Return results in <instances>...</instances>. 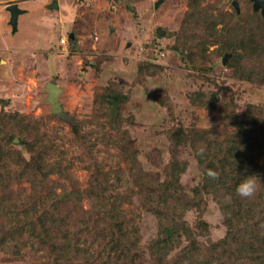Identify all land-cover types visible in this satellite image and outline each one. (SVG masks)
<instances>
[{
	"label": "rangeland",
	"instance_id": "rangeland-1",
	"mask_svg": "<svg viewBox=\"0 0 264 264\" xmlns=\"http://www.w3.org/2000/svg\"><path fill=\"white\" fill-rule=\"evenodd\" d=\"M234 1L0 0V229L12 234L0 264H149L160 234L153 207L167 210L169 227L184 228L171 264H203L210 254L213 264H240L251 226L220 245L229 231L220 201L241 179L229 175L231 157L224 165L209 159L228 150L239 122L264 123V19L254 0H238L240 13ZM12 4L23 11L16 30ZM254 65L256 76L248 73ZM48 84L59 90V112ZM112 95L121 100L114 116ZM42 160L57 172L41 175L33 162ZM98 186L122 197L136 244L111 240L109 220L86 228ZM160 195L167 206L152 205ZM259 196L244 206L256 207ZM62 215L72 230L80 222L90 232L70 231L87 249L68 262L29 234L44 241Z\"/></svg>",
	"mask_w": 264,
	"mask_h": 264
},
{
	"label": "trees",
	"instance_id": "trees-1",
	"mask_svg": "<svg viewBox=\"0 0 264 264\" xmlns=\"http://www.w3.org/2000/svg\"><path fill=\"white\" fill-rule=\"evenodd\" d=\"M260 14L264 19L262 11ZM257 16H259V14H257ZM224 47L226 48V51L234 53L231 58V60L234 61L230 62L239 63L238 55L233 50V47L227 45L226 43H224ZM255 63L259 64L257 61ZM256 66L254 65L253 71L250 70L251 72L248 73H253V76H256ZM110 98L116 99L112 100V105L114 101H121L117 96L112 95ZM238 125L240 126L241 130L239 136H242L240 138L238 136L236 140H232V142L228 143V150H222L219 153L213 152V154H211V159L209 160L211 162L224 165L229 162L231 157L235 161L236 166L234 172L232 171L229 175L231 178H235L236 180L243 179V177L247 175H256L257 183L259 185L258 191L256 193H260L262 195L258 197L260 198L261 203L256 207L251 205L253 208L251 206L246 207L244 206V201L247 198L240 197L237 195L236 190H230V188L227 187V190L225 191V194L227 195L226 199H224L223 202L220 201V203L222 205V211L226 217L229 231L225 241L221 242L220 245L226 246L230 244L231 241H236V235H238L237 229H240L241 225L251 226V229L245 234L246 236L240 238L241 245L239 247L240 250H238V260L240 264H264V201L262 199L264 194V123L253 120L251 122H239ZM248 127L252 128V133L250 135H247L249 132L248 129H250ZM75 137L81 139L83 136L78 133V135H75ZM201 155L202 154L199 153V156ZM202 157L203 159H207L206 156ZM33 160H36V158ZM33 163L35 164L37 171L43 176H47V174L51 172H57L54 170V168H52L50 172H47L45 165L48 163L46 160ZM57 169L58 174L65 173L61 168ZM98 187L100 188H96L91 192L97 198L95 199V203H93L95 214L94 218L91 217V221L89 222L91 225H87L86 228L89 226L87 229L92 228L94 230L109 220L114 227L112 228L113 231L110 233L111 240H113L119 246L130 247L131 245L136 244L137 241H134L135 236H130L129 232L137 231V227L126 224V220L121 217L122 197L117 196L114 198L113 193H108V187ZM229 197H232L233 202H229ZM167 202L168 199L167 197H164V195H160L156 200L152 199V205L162 204L167 206ZM152 209L154 212L153 214L160 221V234L155 240H153L150 247L148 248L151 258V260H149V264H162V262L171 264L169 253L173 249L174 244L180 241V236L184 228L178 229V226L169 227L166 216L167 210L160 213V211L155 210L154 207ZM53 220V225H56L57 223V228L55 231H49V233H46L44 241L42 240L44 237L42 235L40 236L39 233L33 234V230H31L29 234L31 236L34 235V237L39 239L40 242H44L49 251L54 254L56 258L58 253H62V260H64V262L81 257V254H83L87 248L81 244L79 240L73 242L72 238L70 237V231L73 233L72 236L74 234L78 236L79 234H89V230L83 229L84 226H81L80 222L78 223L79 227H77L76 230L74 229L75 231L72 230L69 218H64V215L58 217L53 216ZM250 223L253 224L251 225ZM138 231L136 233H138ZM11 235L12 234L10 232L7 234L4 229H0L1 250L4 251V249L9 247ZM194 249H196V245H194ZM200 255H202L201 252L199 253V256ZM215 260V255L210 254L208 259H205L203 264H213L211 262H215ZM135 263L145 264V258L143 260L131 258L130 264ZM174 264H188L187 257L182 258L181 262L180 260L175 261Z\"/></svg>",
	"mask_w": 264,
	"mask_h": 264
},
{
	"label": "water",
	"instance_id": "water-1",
	"mask_svg": "<svg viewBox=\"0 0 264 264\" xmlns=\"http://www.w3.org/2000/svg\"><path fill=\"white\" fill-rule=\"evenodd\" d=\"M255 2V6L254 8L256 10H260L262 11L263 15H264V0H254ZM234 4L238 10V12L240 13L241 10H240V7H239V4H238V0H235L234 1ZM159 3L156 4V7H158ZM52 7H55L57 8L58 7V3L55 1L54 4L51 6ZM9 9L12 13V25L14 27V29L16 30L17 29V25H18V18H19V15L23 12L17 4H12L11 6H9ZM160 32V31H159ZM160 34H162V32H160ZM49 87H48V90L50 92V97L48 98V100L51 101V103H53V106H54V112H59L62 107H61V104L59 102V98H58V93H59V90L56 86H52L54 84H48ZM54 87V89H52V87ZM57 94L56 96H54V94ZM55 97V98H54ZM118 107V103L116 101L113 102V110H112V116L115 115V112H116V109ZM58 108H60L58 110Z\"/></svg>",
	"mask_w": 264,
	"mask_h": 264
},
{
	"label": "clouds",
	"instance_id": "clouds-1",
	"mask_svg": "<svg viewBox=\"0 0 264 264\" xmlns=\"http://www.w3.org/2000/svg\"><path fill=\"white\" fill-rule=\"evenodd\" d=\"M208 175L212 179H217L219 173L209 170ZM259 185L257 183L256 175H247L240 180L236 188V193L242 198H251L258 191Z\"/></svg>",
	"mask_w": 264,
	"mask_h": 264
},
{
	"label": "built area",
	"instance_id": "built-area-1",
	"mask_svg": "<svg viewBox=\"0 0 264 264\" xmlns=\"http://www.w3.org/2000/svg\"><path fill=\"white\" fill-rule=\"evenodd\" d=\"M65 41H66L65 39H62V43H65Z\"/></svg>",
	"mask_w": 264,
	"mask_h": 264
},
{
	"label": "flooded vegetation",
	"instance_id": "flooded-vegetation-1",
	"mask_svg": "<svg viewBox=\"0 0 264 264\" xmlns=\"http://www.w3.org/2000/svg\"><path fill=\"white\" fill-rule=\"evenodd\" d=\"M157 3H159V2H156V4H157ZM156 4H155V6H156Z\"/></svg>",
	"mask_w": 264,
	"mask_h": 264
}]
</instances>
